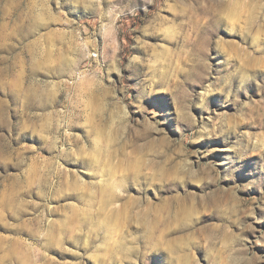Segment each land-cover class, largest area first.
I'll use <instances>...</instances> for the list:
<instances>
[{
    "label": "rangeland",
    "instance_id": "obj_1",
    "mask_svg": "<svg viewBox=\"0 0 264 264\" xmlns=\"http://www.w3.org/2000/svg\"><path fill=\"white\" fill-rule=\"evenodd\" d=\"M0 264H264V0H0Z\"/></svg>",
    "mask_w": 264,
    "mask_h": 264
}]
</instances>
